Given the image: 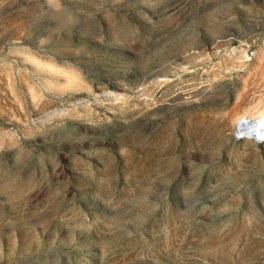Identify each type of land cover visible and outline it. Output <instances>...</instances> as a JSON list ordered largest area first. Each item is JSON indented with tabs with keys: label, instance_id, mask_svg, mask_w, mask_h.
Here are the masks:
<instances>
[{
	"label": "rangeland",
	"instance_id": "1",
	"mask_svg": "<svg viewBox=\"0 0 264 264\" xmlns=\"http://www.w3.org/2000/svg\"><path fill=\"white\" fill-rule=\"evenodd\" d=\"M0 264H264V0H0Z\"/></svg>",
	"mask_w": 264,
	"mask_h": 264
}]
</instances>
